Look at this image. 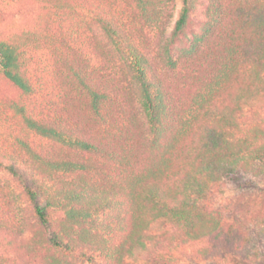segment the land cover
<instances>
[{"label": "trees", "instance_id": "16d2710c", "mask_svg": "<svg viewBox=\"0 0 264 264\" xmlns=\"http://www.w3.org/2000/svg\"><path fill=\"white\" fill-rule=\"evenodd\" d=\"M0 74V264L264 263V0H0Z\"/></svg>", "mask_w": 264, "mask_h": 264}, {"label": "rangeland", "instance_id": "374dc122", "mask_svg": "<svg viewBox=\"0 0 264 264\" xmlns=\"http://www.w3.org/2000/svg\"><path fill=\"white\" fill-rule=\"evenodd\" d=\"M180 6H181V4L179 3L178 6H177V9ZM176 13H177V11H176ZM22 19H24V18H22L20 16L16 17V24L18 25V23H21L23 21ZM168 25L170 26V23ZM93 27H94V32L99 34V36H100L102 41H105L104 36L100 32L99 27L96 26V25H94ZM1 92L2 93H9L10 92V87H9L8 82L4 79V76H2L0 74V93ZM257 113H259L260 119L264 120V109H259L257 111ZM41 143H42V141H41ZM45 144H46V142H45ZM1 177H3V176L1 175ZM248 180L252 181L251 182L252 186H250L251 188L244 185V183H247ZM263 185H264L263 182H261L259 179H256V178L253 179L251 176L250 177H246L240 183L235 182V181H231L225 187V190H226L225 197L235 198L238 195H240L241 193H245V194L251 193V192H248L249 188L253 192V191H255L254 189L263 187ZM14 188H16L15 185H14ZM24 206L25 205L23 204V200L17 199L15 196H11L10 203H9L8 206L5 205V204H2V202L0 203V220H2V219L4 220L5 219L6 222H8L9 224H12L14 226L23 225L24 217H25V214H26V213H24V209H25ZM2 255L3 256L5 255L7 257L8 256L9 257H13L10 254V252H8L4 248L0 247V256H2ZM180 258H181V264L190 263V261L188 259H186L184 257H180ZM217 264H248V263L244 262L240 258L230 257L226 261H220L219 260ZM257 264H264V263L263 262H259Z\"/></svg>", "mask_w": 264, "mask_h": 264}]
</instances>
